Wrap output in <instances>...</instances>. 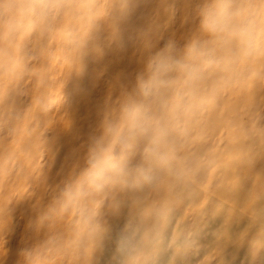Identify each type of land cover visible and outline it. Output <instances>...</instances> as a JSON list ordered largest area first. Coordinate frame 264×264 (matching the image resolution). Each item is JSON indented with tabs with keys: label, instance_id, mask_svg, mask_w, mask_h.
I'll return each instance as SVG.
<instances>
[{
	"label": "rangeland",
	"instance_id": "374dc122",
	"mask_svg": "<svg viewBox=\"0 0 264 264\" xmlns=\"http://www.w3.org/2000/svg\"><path fill=\"white\" fill-rule=\"evenodd\" d=\"M41 2L55 7L24 14ZM203 2L0 0V264H264V49L138 88L166 45L179 60L207 39ZM235 2L264 16V0ZM131 105L125 175L81 184ZM145 127L166 135L163 167L145 159Z\"/></svg>",
	"mask_w": 264,
	"mask_h": 264
},
{
	"label": "clouds",
	"instance_id": "9594fccd",
	"mask_svg": "<svg viewBox=\"0 0 264 264\" xmlns=\"http://www.w3.org/2000/svg\"><path fill=\"white\" fill-rule=\"evenodd\" d=\"M54 4L38 3L26 6L24 14L30 9H39L42 13L52 10ZM15 23L19 24L20 19ZM199 32L207 39L194 36L184 48L182 59L172 56V45H166L146 65L144 74L138 78V88L144 98L153 96L161 86L164 77L175 70L195 69L198 64H210L217 57L230 62L243 61L258 49H264V16L246 17L235 0H204L199 9ZM141 116V108L131 105L124 110L121 124L108 130L107 138L99 141L91 150L80 183L102 192L118 178L125 175L127 160L117 158L116 146L122 143L129 126H136ZM147 137L144 149L145 159L149 164L165 166L168 163L166 135L159 128H143ZM139 177L150 179L143 168L138 170Z\"/></svg>",
	"mask_w": 264,
	"mask_h": 264
},
{
	"label": "bare ground",
	"instance_id": "6f19581e",
	"mask_svg": "<svg viewBox=\"0 0 264 264\" xmlns=\"http://www.w3.org/2000/svg\"><path fill=\"white\" fill-rule=\"evenodd\" d=\"M70 85V84H69Z\"/></svg>",
	"mask_w": 264,
	"mask_h": 264
}]
</instances>
